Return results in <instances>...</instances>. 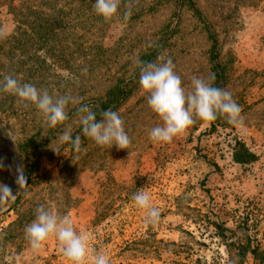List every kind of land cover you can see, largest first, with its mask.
Returning <instances> with one entry per match:
<instances>
[{
  "label": "rangeland",
  "instance_id": "rangeland-1",
  "mask_svg": "<svg viewBox=\"0 0 264 264\" xmlns=\"http://www.w3.org/2000/svg\"><path fill=\"white\" fill-rule=\"evenodd\" d=\"M5 1L3 30L11 36L17 24L8 5L21 0ZM44 1L53 11L30 17L35 31L25 48L33 60L24 69L31 74L18 76L78 103L67 105L64 125L51 128L35 107L0 96V184L12 193L0 200V264H69L55 239L39 252L25 239L40 205L68 215L111 264H264V0H122L120 16L108 23L96 0ZM160 55L171 58L186 90L195 76L229 91L244 127L223 117L197 120L183 137L153 143L149 131L161 121L136 61ZM82 105L97 120L117 112L130 147H100L86 137ZM67 125L81 137L80 153L59 143ZM238 141L254 161L235 160ZM138 190L159 209L155 225L145 224L132 200Z\"/></svg>",
  "mask_w": 264,
  "mask_h": 264
},
{
  "label": "clouds",
  "instance_id": "clouds-1",
  "mask_svg": "<svg viewBox=\"0 0 264 264\" xmlns=\"http://www.w3.org/2000/svg\"><path fill=\"white\" fill-rule=\"evenodd\" d=\"M121 4L122 0H96L94 10L108 23L120 16ZM130 15L129 7L122 18L127 20ZM7 37L8 33L0 29V40ZM136 63L140 65L139 84L146 94L147 104L161 121L149 131L148 135L153 143L169 144L174 139L183 137L197 120L207 125L218 117H223L237 129L244 127L242 108L229 91L195 76L191 80V90H186L181 77L174 70L173 61L163 55L158 56L156 62L145 64L137 60ZM82 71L86 72L87 69ZM0 91L16 96L26 108L35 107L51 128L64 125L69 119L67 105L70 102L78 103L71 95L54 97L46 89H37L31 83H21L11 75L4 77L0 83ZM77 114L83 134L97 146L110 149L115 146L118 150L130 147L131 139L125 130L124 120L117 112L103 111L102 119L97 120L96 112L88 105H82L77 108ZM58 139L60 144H70L75 152L82 151L81 137L76 135L73 138L71 125L64 127ZM17 183L20 189L25 188L26 177L21 174ZM11 195V190L0 184V200ZM24 195L30 197L31 194L25 192ZM132 200L142 211L146 225L158 222L160 212L153 205L148 192L138 190L133 194ZM25 239L34 252H39L50 239H55L60 253L69 264H111L106 253L89 248V237L75 229L68 215L61 216L44 205L36 208L35 219L25 228Z\"/></svg>",
  "mask_w": 264,
  "mask_h": 264
},
{
  "label": "trees",
  "instance_id": "trees-1",
  "mask_svg": "<svg viewBox=\"0 0 264 264\" xmlns=\"http://www.w3.org/2000/svg\"><path fill=\"white\" fill-rule=\"evenodd\" d=\"M4 2L6 1L4 0ZM29 2L30 0H21L19 5H14L13 2L8 5L9 13L13 15L17 27L14 35H8L7 39L0 40V83L3 82L6 75L14 76L20 80L19 74H23L24 76H30L31 74L30 72L27 73V69H24V66L33 60V57L28 54V49L25 48L29 45V39L33 36V31H35V27L30 24L29 19L34 16V19L37 17L42 20L41 18L44 17L41 16L48 13L47 9L50 11H53V9L51 7L47 8L44 0L36 1L37 4L35 5ZM1 4L2 3H0V29H3ZM3 6H5V4H3ZM43 35L48 38L49 34L44 33ZM44 40L46 41V39ZM1 95L4 97V95H8V93L0 91V96ZM0 106H2L1 101ZM235 146L234 158L236 161L240 163H250L254 161L255 154L251 152L244 143L238 141Z\"/></svg>",
  "mask_w": 264,
  "mask_h": 264
}]
</instances>
